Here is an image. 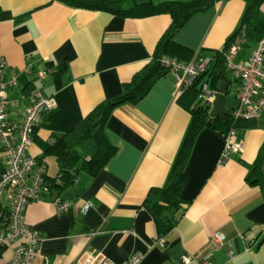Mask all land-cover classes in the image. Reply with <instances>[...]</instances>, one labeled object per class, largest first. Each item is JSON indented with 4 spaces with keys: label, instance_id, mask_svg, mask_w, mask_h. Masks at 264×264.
I'll return each instance as SVG.
<instances>
[{
    "label": "crops",
    "instance_id": "crops-1",
    "mask_svg": "<svg viewBox=\"0 0 264 264\" xmlns=\"http://www.w3.org/2000/svg\"><path fill=\"white\" fill-rule=\"evenodd\" d=\"M245 10L244 0H225L193 17L175 37L188 51L181 62L217 64L229 51L228 41ZM170 24L167 15L121 18L53 0H0V54L5 61L3 78L10 85L5 92L10 118L21 123L37 92L57 104L42 116L29 150L47 166L48 176L56 177L59 167L41 143H53L102 102L117 97L151 63ZM257 44L238 40L230 48L237 47L238 63L249 65ZM63 66L66 72L57 75L55 70ZM225 76L221 83L228 114L237 105L239 83L227 69ZM178 96L168 71L143 100L115 108L105 134L116 152L95 179L78 178L66 189L26 205L24 223L40 234L34 264H74L89 251L102 253L115 264L138 253L143 254L141 264H181L186 254L212 264H264V183H249L257 165L264 169V114L238 129L242 151L232 153L224 165H219L224 136L210 128L199 132L185 168L181 215L164 236L165 245H156L162 237L144 203L153 190L166 185L191 124ZM76 150L83 159L95 154L88 140ZM56 199L68 202L70 211L59 214ZM12 200L8 193L2 206L9 207ZM217 233L232 243V258L228 245L215 247ZM13 247L0 249V264H8Z\"/></svg>",
    "mask_w": 264,
    "mask_h": 264
},
{
    "label": "trees",
    "instance_id": "trees-1",
    "mask_svg": "<svg viewBox=\"0 0 264 264\" xmlns=\"http://www.w3.org/2000/svg\"><path fill=\"white\" fill-rule=\"evenodd\" d=\"M223 1L225 0H53V2H59L70 8L105 12L121 18L144 19L167 15L171 18V24L161 37L151 63L136 74L132 82L125 85L117 97L102 102L74 129L66 135L58 136L53 143H41L43 152L54 155L59 167L56 177L46 174L43 196L66 189L78 178L83 177L87 182L95 179L116 152L115 147L105 134V124L112 111L124 103H137L147 96L155 83L168 72L161 65L164 56L176 58L179 61L184 60L188 51L175 42V37L193 17L208 12L217 3ZM244 1L246 3L245 13L239 28L228 41L227 50L230 49L231 44L238 40H250L258 43L264 39V20L261 18L264 0ZM226 53L220 57L217 64H209L205 73L197 79L192 88L178 96L179 105L191 115V124L166 185L153 190L144 203V206L153 214L161 237L167 235L174 228L181 215L183 204L179 196L187 181L185 168L190 157L191 147L199 132L204 128H210L225 136L232 126L240 129L243 126L252 125L253 121L233 124L232 112L235 108L225 117L213 118L207 124L210 113L199 101V93L205 82L210 83L212 90L219 91V84L226 81ZM55 71L57 75H60L66 72V67H58ZM35 136L36 130L33 142ZM83 140L90 141L95 147V154L88 159H83L76 150L78 144ZM263 175V167L257 165L249 176V183L253 185L264 183Z\"/></svg>",
    "mask_w": 264,
    "mask_h": 264
},
{
    "label": "built area",
    "instance_id": "built-area-1",
    "mask_svg": "<svg viewBox=\"0 0 264 264\" xmlns=\"http://www.w3.org/2000/svg\"><path fill=\"white\" fill-rule=\"evenodd\" d=\"M238 49L232 46L226 54V68L231 72L234 81L239 83L236 93L237 105L232 112L234 123L254 121L264 114V39L258 42L249 65L236 61ZM207 61L196 59L184 63L178 59L164 56L161 65L168 70L176 81L177 95L193 87L209 67ZM5 61L0 54V249L13 247V254L8 264H34L40 244V234L32 227L25 225L23 212L26 205L43 197V185L47 174V166L32 157L29 150L33 144L34 132L43 115L57 108L53 97L40 92L35 94L34 103L23 113V120L18 123L8 114V101L5 92L10 86L4 81L3 70ZM46 73L40 75L44 79ZM218 91L203 83L199 93L202 105H212ZM243 141L238 138V129L232 126L224 136V149L219 159V165H224L232 153L241 152ZM12 195L9 207L2 206L6 195ZM59 214L70 211L71 205L56 199ZM214 245L220 249L224 245L230 248L229 256L234 255L233 245L224 235L217 233L213 239ZM156 245L164 246L165 238L156 241ZM143 254L132 256L124 264H141ZM74 264H115L102 253L89 251ZM181 264H212L208 260L199 259L192 254L181 258Z\"/></svg>",
    "mask_w": 264,
    "mask_h": 264
},
{
    "label": "water",
    "instance_id": "water-1",
    "mask_svg": "<svg viewBox=\"0 0 264 264\" xmlns=\"http://www.w3.org/2000/svg\"><path fill=\"white\" fill-rule=\"evenodd\" d=\"M224 83H220L219 84V91L220 93H218L216 95V100L213 106L211 105H204V107L210 112L209 115V119L207 121V124L216 117H225L227 115V110H226V106H225V101H226V96L223 94L224 93Z\"/></svg>",
    "mask_w": 264,
    "mask_h": 264
},
{
    "label": "rangeland",
    "instance_id": "rangeland-1",
    "mask_svg": "<svg viewBox=\"0 0 264 264\" xmlns=\"http://www.w3.org/2000/svg\"><path fill=\"white\" fill-rule=\"evenodd\" d=\"M229 103L231 104V103H232V101H231V100H229ZM48 158H49V156H48ZM50 158H51V159H53V160H54V163L56 164V162H55V161H56V160H55V158H52V157H50ZM55 164H52V167H54V165H55Z\"/></svg>",
    "mask_w": 264,
    "mask_h": 264
}]
</instances>
